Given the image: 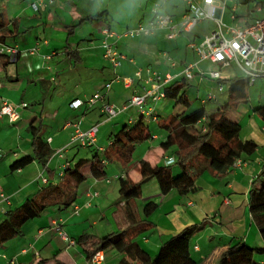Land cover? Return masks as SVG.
I'll use <instances>...</instances> for the list:
<instances>
[{
	"label": "crops",
	"instance_id": "1",
	"mask_svg": "<svg viewBox=\"0 0 264 264\" xmlns=\"http://www.w3.org/2000/svg\"><path fill=\"white\" fill-rule=\"evenodd\" d=\"M179 1L183 4L181 9L178 8ZM214 1L220 8L225 2L218 12L221 21L227 9L231 12V22L246 26L257 21L249 24V21L241 19L235 2L244 5L243 1ZM121 3L123 0H100L97 7V0H0V50L10 47L18 52L15 57L0 58V107L4 100L13 105L26 104L25 108L18 109L15 122L0 115V194L4 195V199L0 198V223L7 211L18 208L42 187L60 184L63 164L90 160V150L106 148L112 133L125 125L137 123L141 113L128 103L134 94L143 95L150 88L144 82L147 69L160 75L174 76L192 63L186 62L184 56L183 61L176 63L168 55V50L178 49L180 35L168 39V31L164 29L137 39L108 38L107 41L114 43L118 52L134 61L133 64L124 61L114 68L104 58V27L122 33L135 25L147 24L151 19L147 8L152 9L154 4H159L160 11L170 16L174 25L180 22L187 10L182 0H139L136 16L127 13L118 16L117 6ZM32 4H39L36 12L32 10ZM257 4L261 13L264 0ZM194 28L185 34H191ZM31 50L35 52L31 54ZM163 55H168L175 62V67L171 68ZM192 58L198 59L194 53ZM206 65L214 66L207 61L199 63L201 69H206ZM138 68L142 70L141 79L134 77ZM231 68L221 70L223 80L235 77L232 74L235 70ZM77 70L79 72L74 79L81 81V89L65 97L61 80ZM194 72L195 77L197 71ZM116 78L132 79L130 88H124L121 82L115 81ZM108 83H111L110 88L105 89ZM95 94L103 95L105 102L118 110L116 117L108 118L101 110V102L92 107L71 108V102H86ZM148 103L155 102L147 99L144 109L150 110V116L145 123H157L158 116ZM226 118L239 125L241 141H252L257 146L252 155L240 159L238 167L224 173L217 174L220 167L214 165L213 170L205 171L195 180V191L184 197L175 190L162 194L157 182L150 180L142 186L140 196L129 202L136 213V224L145 220L141 214L142 206L149 202L157 206L146 220L150 227L135 238L137 245L149 256L154 257L171 237L186 228L197 227L199 231L190 243L191 257L195 261L218 264L220 254L228 245L243 243L253 250H261L260 254H255L254 261L264 264V233L255 226L248 207L253 180L264 168V119L231 109ZM74 125L82 131L97 126L96 145L91 149L70 145ZM30 126L38 128V135L49 146L51 155L44 165L33 161L22 169L12 170L14 162L33 154ZM166 136L165 130L160 135L152 133V139L146 142L154 144L160 140L161 143ZM160 143L156 146L160 154L156 153L154 157H150V151H145L128 167L114 162L111 176L117 183L119 177L138 182L139 161H148L153 166L165 165L166 159L174 157L172 151H162ZM59 150H63L62 157L57 153ZM84 172L87 179L76 188L71 205L64 209L49 207L40 217L23 225L20 236L0 246V264H92L76 243L79 236L88 234L101 238L130 231L133 225L126 219L123 201L116 202V196L120 198L118 185L111 188V181L101 183V180L89 177V168ZM41 177L46 179L45 184ZM62 233L67 241L61 237ZM103 255L101 264H118L123 257L113 249H107Z\"/></svg>",
	"mask_w": 264,
	"mask_h": 264
},
{
	"label": "trees",
	"instance_id": "2",
	"mask_svg": "<svg viewBox=\"0 0 264 264\" xmlns=\"http://www.w3.org/2000/svg\"><path fill=\"white\" fill-rule=\"evenodd\" d=\"M252 0H244L248 3ZM0 58L7 59V55L0 54ZM7 61L4 63L6 64ZM226 87L228 99L233 101L245 100L247 81L242 77L231 80H221ZM190 85L184 77L174 79L163 91L165 99L173 108L179 107L182 111L167 117L158 116L156 119L159 128L167 132V136L159 147L162 151H172L174 163L171 165H155L145 160L137 163L140 180L133 182L128 177L118 178V194L123 201V210L130 225V231L110 234L101 238L82 234L77 240L82 247L87 260L92 259L95 253L113 249L123 257L118 264H202L191 257L190 243L199 231L197 227H189L179 234L168 239L158 250L154 257L149 256L135 242V238L145 232L150 223L147 218L156 210L157 206L149 202L142 206L141 214L145 220L136 224V213L129 202L137 199L141 194L142 186L150 180H155L160 192L167 194L172 190L185 196L195 191V180L207 170H213L214 165H219L217 174L224 173L233 168V164L242 158L252 155L257 146L252 141L239 139L240 127L226 118L227 112L235 106L233 103L219 105L215 109L207 110L205 105L191 113L186 111L191 106L187 91ZM224 92V91H223ZM264 119V107L255 111ZM32 135L31 156H26L14 162L12 170L26 167L33 161L44 165L51 155L49 146L38 135L36 127H29ZM110 144L102 153L97 149L90 150V160H78L68 165L59 177L61 183L56 186L46 185L36 192L37 194L14 210L6 212L0 223V246L20 236L23 225L41 216L49 207L67 208L74 201L76 188L87 179L85 169L89 168V177L96 180L106 179V163L119 162L128 167L133 162L135 148L152 139V133L143 116L133 126H124L119 131L112 133ZM91 149V147H86ZM173 167L178 168V174L173 175ZM71 194L70 197H68ZM248 207L257 229L264 233V168L253 180L249 192ZM261 250H253L243 243H235L220 254L218 264H257L255 254Z\"/></svg>",
	"mask_w": 264,
	"mask_h": 264
},
{
	"label": "built area",
	"instance_id": "3",
	"mask_svg": "<svg viewBox=\"0 0 264 264\" xmlns=\"http://www.w3.org/2000/svg\"><path fill=\"white\" fill-rule=\"evenodd\" d=\"M187 10L182 15L180 22L174 25L171 21V17L163 14L160 11L159 4H154L151 9V19L147 24H138L135 27L126 29L122 33H115L109 28L104 27L102 34L104 35V58L114 67L117 68L122 62L128 61L134 63V61L124 54L118 52L114 43L107 41V39L118 40L120 38L137 39L141 37H147L153 35L156 31L166 29L168 31L167 38L174 39L182 33H189L192 29L203 20L213 21L216 25V29L206 36L200 45L190 43L188 48L198 57V61L192 62L186 65L178 75H160L157 72H152L147 69V78L144 81L149 84L150 88L144 91L143 95L134 94L128 105L137 107L142 116L148 117L150 110L144 109L147 99H151L152 102H158L165 99L164 87L168 86L174 79L178 77H184L187 81L194 79V71H197L196 76L201 78L208 77L210 80H217L218 86L215 92H210L205 100H202L201 104L205 105L208 102H214L217 99L216 94H221L224 91L223 85L220 83L222 80L221 70L229 68L231 66L236 67L238 71L243 74V78L247 81V85H252L257 79H264V9L261 10L262 17L253 24L246 25L238 28L224 27L221 18L218 16V12L223 9L225 2L222 3V7L215 5L214 0H182ZM31 8L34 12L39 9V4H32ZM233 18V17H232ZM35 51L31 50L33 54ZM17 50L10 47H3L0 50V54L15 57ZM166 59V63L173 68L175 62L168 56L163 55ZM208 62L218 69L207 70L201 69L199 63ZM142 70L138 68L134 73V77L141 79ZM116 82H121L124 88H130L132 79L116 78ZM111 83L105 85V89L110 88ZM97 102L102 103L101 110L108 118H114L118 114V110L110 103L105 102L103 95L95 94L89 98L86 102L75 100L71 102V108L77 109L82 105L92 107ZM26 104L13 105L7 101H2L0 107V115L7 117L11 122H15L18 118V109L25 108ZM74 130L70 138V145L77 144L81 147H93L96 145V138L98 127L82 131L77 125L73 126ZM98 152L102 153L103 148H96ZM59 157H62L63 150L57 151ZM174 158H168L165 161V165H171L174 163ZM241 164L240 160H237L233 167H238ZM68 164L62 165L60 177L63 175V171L67 168ZM41 181L45 184L46 179L41 177ZM0 198L4 199V195L0 194ZM61 237L67 241V237L64 233ZM72 243V242H71ZM104 260L102 251L94 254L90 262L92 264H101Z\"/></svg>",
	"mask_w": 264,
	"mask_h": 264
},
{
	"label": "rangeland",
	"instance_id": "4",
	"mask_svg": "<svg viewBox=\"0 0 264 264\" xmlns=\"http://www.w3.org/2000/svg\"><path fill=\"white\" fill-rule=\"evenodd\" d=\"M242 1L244 3V0H240V2ZM258 1L259 0H254L252 2L244 3V5L237 4L235 2V5H237L238 8V14H240L242 17L241 19L249 21L250 24L252 21L258 20L260 19V17H262V14L258 11L259 8V5L257 4ZM178 8L179 9L183 8V4L180 1L178 4ZM147 9H149L151 13V8L149 7ZM131 14H134V16L137 15L135 11L132 12ZM230 14L231 12H229V10L227 9L224 20L222 19L223 26L232 27V29L235 27L242 28L244 26L243 23H238L233 21L231 22L229 20ZM111 24L115 25L114 22H111ZM215 29H216V25H214L213 21H208V20L200 21L199 23H197L191 34H184V33L179 34L180 38L178 40V49H174L173 51L168 50L169 51L168 55L176 63L180 60L183 61V56L186 58V62L192 61L194 63L195 60L197 61L198 59L196 58L195 60H192L193 53L190 49L186 47H188L190 43L191 44L194 43L197 46L200 45V43L204 40V38L206 36H209L210 33H212ZM194 35H196L197 37L193 38ZM171 44H173V42ZM166 46L167 45L164 44L165 50H167ZM231 67H232L231 70H235L232 72L233 76L235 75V77H241V78L244 77L243 74L236 69V67L234 66ZM204 68H206L207 70L218 69L217 66H210V65ZM77 72L79 71L77 70L75 73L74 72L69 73L67 76L65 75L66 76L64 78L65 81L61 80V86L63 87V89H65L64 92H66L62 94L63 96L69 97L70 92H76L78 91V89H81L82 86L80 84L81 81L77 78L74 79V77H77ZM188 84L190 85V87L188 88L187 96L189 101L191 102V106L189 107V109H187L186 111L187 114L199 108L202 100H205L210 92H215L218 86V81L210 80L208 77L201 78L200 76H195L193 80L188 81ZM223 89H224L223 93L216 94L217 96L216 101L210 102L206 106L207 110L215 109L219 105H224L226 103H232V104L234 103L235 106H233V108L231 109L232 111L238 112L239 114H244L245 112H249V114L254 115L255 114L254 111L256 109L264 107V79H257L254 82V84L249 86L247 85L245 89L246 98L244 101L241 102L240 101L230 102L228 99L226 87L224 86ZM148 105L151 107V109L154 110V111L152 110L154 114L160 117H165V116L167 117L168 115H176L182 111V109L179 107L173 108L172 104L166 99L156 103H150V104L148 103ZM149 116L148 117L143 116V122H146ZM147 125L151 133H157L159 135L164 133V130L159 128L157 123L155 122L148 123ZM159 143L160 140L155 142L154 144H151L149 142L146 143L144 142L142 144H139L136 147L135 152L133 154V161L138 160L139 156H141V153H144L145 151L147 152L150 151V157H154L156 153L160 154V151L156 149L157 148L156 146H158ZM149 146L151 147V149H149ZM113 163L114 162H111L108 164V166H106V172H107L106 178L108 179H102L100 182L103 183L104 180H109L111 181L110 187L116 188V186L118 185L117 180L115 179V177L111 176V170L114 169L115 167ZM173 171H174L173 175L178 174V170L176 169V167H173ZM116 202L117 203L121 202V199L118 197V195L116 196Z\"/></svg>",
	"mask_w": 264,
	"mask_h": 264
},
{
	"label": "clouds",
	"instance_id": "5",
	"mask_svg": "<svg viewBox=\"0 0 264 264\" xmlns=\"http://www.w3.org/2000/svg\"><path fill=\"white\" fill-rule=\"evenodd\" d=\"M139 0H123V3L117 6V15L131 14L138 7ZM100 6V0H97V7Z\"/></svg>",
	"mask_w": 264,
	"mask_h": 264
}]
</instances>
